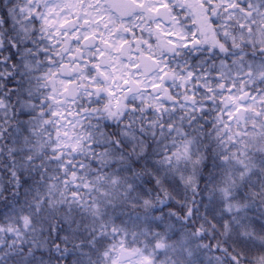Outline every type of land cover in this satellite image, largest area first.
<instances>
[{
	"label": "snow or ice",
	"instance_id": "1",
	"mask_svg": "<svg viewBox=\"0 0 264 264\" xmlns=\"http://www.w3.org/2000/svg\"><path fill=\"white\" fill-rule=\"evenodd\" d=\"M0 264H264V0H0Z\"/></svg>",
	"mask_w": 264,
	"mask_h": 264
}]
</instances>
